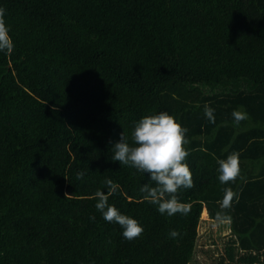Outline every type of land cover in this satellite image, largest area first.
I'll use <instances>...</instances> for the list:
<instances>
[{
  "label": "trees",
  "instance_id": "trees-1",
  "mask_svg": "<svg viewBox=\"0 0 264 264\" xmlns=\"http://www.w3.org/2000/svg\"><path fill=\"white\" fill-rule=\"evenodd\" d=\"M0 6L15 45L0 52V264H190L202 212L214 219L222 211L225 187L239 193L223 210L234 235L231 264H264V124L257 117L241 129L218 121L226 114L221 104L212 107L217 124L191 137L189 157L212 170L238 150L242 171L222 185L216 170L199 197L185 189L187 215L160 214L139 191L148 175L112 160L120 133L130 138L136 121L167 103L200 95L243 97L249 113L264 106V0ZM107 179L118 185L109 203L139 221L140 238L124 239L96 209L94 193H107ZM170 229L180 235L170 238Z\"/></svg>",
  "mask_w": 264,
  "mask_h": 264
},
{
  "label": "clouds",
  "instance_id": "clouds-1",
  "mask_svg": "<svg viewBox=\"0 0 264 264\" xmlns=\"http://www.w3.org/2000/svg\"><path fill=\"white\" fill-rule=\"evenodd\" d=\"M5 15L6 9L0 6V52L11 54L15 45ZM214 112L215 109L207 103L204 105V115L211 123H215ZM232 116L237 126L248 118L247 113L240 110H233ZM188 131L176 116L161 111L144 115L134 123L130 138L122 131L119 141L112 145L113 161L148 175V182L142 184L139 191L144 200L157 205V210L162 215L174 216L177 213L187 215L190 212V205L182 203L179 198L181 189L194 187L193 174L186 163L190 155L187 149ZM240 156L241 153L237 150L231 152L225 159H217L220 184L235 183L240 177L242 171ZM77 178L82 179L83 173H79ZM104 183L108 189L107 193L99 189L94 193L93 198L97 200L96 209L105 221L116 223L123 229L124 239L131 241L140 238L144 228L139 221L122 214L114 204L109 203V197L116 193L118 185L111 179ZM233 201L239 202V193L231 187H225L223 198L219 202L222 211H218L214 218L216 224H224L231 220L223 210L231 209ZM90 219L94 220L95 217ZM179 235L177 230L170 229V238L175 239Z\"/></svg>",
  "mask_w": 264,
  "mask_h": 264
},
{
  "label": "rangeland",
  "instance_id": "rangeland-1",
  "mask_svg": "<svg viewBox=\"0 0 264 264\" xmlns=\"http://www.w3.org/2000/svg\"><path fill=\"white\" fill-rule=\"evenodd\" d=\"M121 69V68H120ZM141 80V79H140ZM143 82L144 87H149V83L146 80H141ZM166 89H162L160 92V96L162 97L164 103L166 104L165 100V93ZM175 97L178 95L174 94ZM200 95H196L195 98H189L182 103L172 104L171 106H164L163 111L168 112L170 115L176 116L177 120L182 124V126L188 128L187 138L188 140L191 139L194 135L208 133L216 124L211 123L206 116L204 115V105L207 103L210 107L215 108V105L221 104L226 109V114L221 115L218 118V121L230 120L234 121L232 112L233 110H240L246 111L247 119L240 122L237 127L244 129L250 125V123L255 122V117H257L258 122L264 124V106H259L257 110L252 109L250 113L247 111L246 108L249 107L246 100L243 97H236V98H206L205 101L203 98L199 97ZM225 99V100H224ZM224 101V102H223ZM198 103L201 104L198 109H192L190 107L196 106ZM248 106V107H247ZM256 106V105H254ZM185 107V108H184ZM227 108H232L231 111H228ZM257 115V116H256ZM254 116V117H253ZM253 121H252V120ZM251 121V122H250ZM256 123V122H255ZM188 149V148H187ZM225 149V148H224ZM216 156H221V148L216 147L213 149ZM220 150V151H218ZM226 150V149H225ZM224 151V150H223ZM224 153V152H222ZM220 159H225L221 157ZM197 159L191 158L188 156L186 163L190 166L193 180H194V187L188 189L187 191L193 192L196 197L199 195H203V192H206L207 189L211 187L213 183H215V172L218 168V165H215V168L210 170L207 168V165L201 164L197 165ZM218 181V180H217ZM202 183H205L202 185ZM186 193L185 189H181L179 192V198L181 200L180 195ZM218 193L220 191L218 190ZM198 195V196H197ZM219 197V194L216 195V198ZM205 200V199H204ZM206 201V200H205ZM206 213L201 215V220L198 226V241H197V250L195 254V258L193 262L190 264H231L230 256L228 253V247L232 245L230 243V239L234 237L232 233V229L230 227V223L226 222L224 224H216L214 219L211 218L208 214L206 208H204ZM203 213V212H202ZM240 252L238 253V256ZM237 257V255H236Z\"/></svg>",
  "mask_w": 264,
  "mask_h": 264
},
{
  "label": "bare ground",
  "instance_id": "bare-ground-1",
  "mask_svg": "<svg viewBox=\"0 0 264 264\" xmlns=\"http://www.w3.org/2000/svg\"><path fill=\"white\" fill-rule=\"evenodd\" d=\"M205 213H206V211H205V209H204L202 215L205 214Z\"/></svg>",
  "mask_w": 264,
  "mask_h": 264
}]
</instances>
